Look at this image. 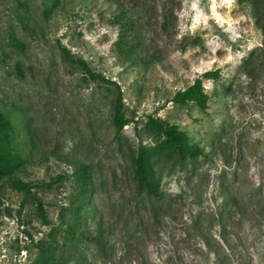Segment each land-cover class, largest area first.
Returning a JSON list of instances; mask_svg holds the SVG:
<instances>
[{"label": "rangeland", "instance_id": "obj_1", "mask_svg": "<svg viewBox=\"0 0 264 264\" xmlns=\"http://www.w3.org/2000/svg\"><path fill=\"white\" fill-rule=\"evenodd\" d=\"M53 3L0 0V101L27 159L17 175L31 184L25 195L0 177V264L60 249L77 221L100 231L106 251L84 241L65 264H264V0ZM125 35L138 41L133 56ZM197 77L204 109L172 100ZM149 118L184 130L202 154L175 161ZM139 145L161 197L135 189ZM78 161L90 171L87 198Z\"/></svg>", "mask_w": 264, "mask_h": 264}, {"label": "trees", "instance_id": "obj_2", "mask_svg": "<svg viewBox=\"0 0 264 264\" xmlns=\"http://www.w3.org/2000/svg\"><path fill=\"white\" fill-rule=\"evenodd\" d=\"M56 3L57 0H52ZM53 3V4H54ZM128 23L125 21L124 26ZM121 42L126 48V52L133 56L138 41L134 36L125 35ZM13 44L22 46L19 41L12 40ZM64 54L69 59L80 64L85 70L86 75L92 79L103 83L113 84L112 81L105 78L99 73H94L88 64L82 59H73L68 51L62 49ZM138 58V57H137ZM139 61L143 63L144 57L139 56ZM18 73H21L17 68ZM218 76L217 70H207L201 74V77H216ZM172 100L178 103L187 101L195 102L201 109L207 106L206 94L203 90V84L200 77H197L193 82L182 90L176 91L172 96ZM3 103L0 101V177L5 178L9 185L17 190L24 192L25 195L31 194V184L23 181L18 175V171L25 165L26 158L18 153L10 140V133L13 130V125L7 114V111L2 107ZM122 103L117 100V105L112 116V122L116 130H120L128 120L121 114ZM149 125L161 137L162 150L175 161H184L186 158H192L196 155L202 154V149L197 145L188 141L186 132L179 129L174 124L162 123L154 118H149ZM76 176L79 185V194L81 197H89L91 189L90 171L86 164L83 162H76ZM132 169L135 182V189L137 192H144L147 195L154 197H161L162 190L160 189L159 182L156 176L154 163L151 159L150 150L139 145L134 156L132 157ZM37 208L43 214L42 203L38 198H35ZM66 242L60 249H42L41 255L34 261L33 264H65V260L69 253L77 247V244L84 241H91L97 246L100 253L106 251L105 243L102 239L100 231L96 233L90 232L88 227L82 225L80 221L70 223L66 228Z\"/></svg>", "mask_w": 264, "mask_h": 264}]
</instances>
